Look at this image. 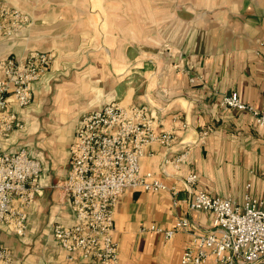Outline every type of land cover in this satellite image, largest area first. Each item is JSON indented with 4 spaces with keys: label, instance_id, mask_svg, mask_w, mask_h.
Returning a JSON list of instances; mask_svg holds the SVG:
<instances>
[{
    "label": "crops",
    "instance_id": "obj_1",
    "mask_svg": "<svg viewBox=\"0 0 264 264\" xmlns=\"http://www.w3.org/2000/svg\"><path fill=\"white\" fill-rule=\"evenodd\" d=\"M6 2L32 22L11 37L0 36V60L30 50L55 54L32 83L31 103L18 108L10 100L24 128L0 138L3 150L26 147L42 164L44 189L28 209L26 234L0 224V243L11 249L15 264H84L78 254L67 259L52 227L75 223L70 195L60 183L81 115L111 101L144 106L157 118L156 132L174 131L168 145L146 148L140 166L178 190H124L114 210L119 264H180L190 232L179 230L167 239L148 229L152 225L171 228L187 217L190 231L211 230L213 212L188 206L184 180L190 174L197 189L239 204L249 194L264 207V126L249 111L220 104L222 95L237 91L242 101L263 107L264 0ZM207 125L213 130L201 142ZM185 151L179 166L165 162Z\"/></svg>",
    "mask_w": 264,
    "mask_h": 264
},
{
    "label": "built area",
    "instance_id": "obj_2",
    "mask_svg": "<svg viewBox=\"0 0 264 264\" xmlns=\"http://www.w3.org/2000/svg\"><path fill=\"white\" fill-rule=\"evenodd\" d=\"M31 22L27 13L0 0V36H11ZM54 57L53 51L30 50L21 58L0 60V138L24 128L18 113L10 108V100L18 108L28 106L33 99L32 83L41 79ZM220 104L225 109L249 111L255 122L264 126V104L257 109L242 101L237 91L222 95ZM156 119L144 106L124 107L117 101L81 115L75 140L69 147V171L62 184L70 195L75 223H55L52 227L53 239L64 247L68 260L74 261L78 254L84 264H119L113 234L114 210L125 189L169 190L177 194L176 187H169L153 172L141 171L140 159L149 145H168L174 139V131H155ZM212 130L210 125L203 127L200 141L205 142ZM187 153L166 158L165 162L177 167ZM41 172V161L31 156L26 147L6 151L0 145V224L18 236L26 234L28 209L43 193ZM184 183L190 192L189 208L213 212L211 230L190 231L187 217L178 218L171 228H148L167 239L179 230L190 232L192 241L184 249L180 264H207L210 258L214 264H264L262 203L249 194L242 204L231 197L211 195L196 188L194 174L188 175ZM0 264H15L11 249L1 243Z\"/></svg>",
    "mask_w": 264,
    "mask_h": 264
},
{
    "label": "water",
    "instance_id": "obj_3",
    "mask_svg": "<svg viewBox=\"0 0 264 264\" xmlns=\"http://www.w3.org/2000/svg\"><path fill=\"white\" fill-rule=\"evenodd\" d=\"M23 30H24V29H23ZM21 31H22V30H21ZM19 32H20V31H19ZM17 33H18V32H17ZM15 34H16V33H15ZM15 34H13V35H15ZM13 35H11V36H13ZM11 36H8V37H11ZM64 180H65V179H64ZM64 180H62V183H60V184H61V185H60L61 187H62V184H63V181H64ZM62 189H63V188H62Z\"/></svg>",
    "mask_w": 264,
    "mask_h": 264
}]
</instances>
